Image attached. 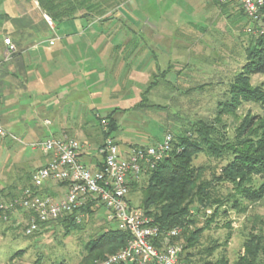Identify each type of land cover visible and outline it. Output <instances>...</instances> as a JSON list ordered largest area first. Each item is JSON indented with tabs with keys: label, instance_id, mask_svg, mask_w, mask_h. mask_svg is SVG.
I'll list each match as a JSON object with an SVG mask.
<instances>
[{
	"label": "rangeland",
	"instance_id": "1",
	"mask_svg": "<svg viewBox=\"0 0 264 264\" xmlns=\"http://www.w3.org/2000/svg\"><path fill=\"white\" fill-rule=\"evenodd\" d=\"M68 1L75 3L80 0ZM21 2L23 9L24 7L33 8L34 11L41 12L37 0ZM12 3L13 0H7L5 6H11ZM0 8L2 9L3 6ZM241 11L237 4L224 9L217 6L213 0H131L123 2L108 14L110 17L112 14L116 16L113 20L102 18L101 22L107 23L103 28L113 31V43L119 45V49L116 50L120 52L121 49L126 51L134 46L123 43L122 32H126L131 40L132 34L128 28L137 27L133 23L127 25L128 20H134L137 23L144 20L143 27L150 30L157 26V30L163 32H161L163 35L157 37V44L162 45V49L157 46V56L160 54L158 62L162 65L167 61L164 58L165 51H172L168 55H172L173 60L167 61V66L158 69L156 75L151 76L153 71L147 68L145 81L140 82L138 88L145 92L156 78L157 84L146 93L148 99H145L146 104L142 111L137 108L127 112L128 108H124L133 104L134 100L138 101V94H141L139 89H136L135 82L127 81L130 79L128 75L125 76L124 73L122 78L114 74V77H107L108 89L103 84L99 85V80L97 81L96 88L98 90L105 88L107 93L103 99H99L97 113L91 117L95 126L94 131H96L92 149L99 151L100 146L95 141L99 139L101 129L104 132L109 130V124L108 130H105L102 125L100 127L98 118H107L108 113L115 109V118L119 125L115 133L117 140L136 143V145H141L140 141L145 137L150 139V143L160 141L167 133L174 137L177 131L189 129L190 124L198 119L216 125L220 121L226 128L222 126L223 131L233 136L245 116L262 115L264 109L252 102L240 106L235 115L219 114L218 101L226 98L230 83L242 69L246 60L245 48L251 39V35L245 28L246 20ZM126 12H132L131 17L128 14L124 15ZM165 33L173 34L171 36L173 38H168ZM7 36L11 38L6 34L3 38ZM151 38V33L146 35L147 41ZM145 42L143 41L140 47L141 49L143 47L145 54L152 58L151 52L154 48L147 43L145 45ZM116 50L114 49V54L120 53ZM124 79L125 83L122 84L126 88L122 90L120 85ZM116 80L119 81L117 84L113 82ZM263 81V75L252 74L253 86L260 85ZM27 101L20 95L10 107L9 101H4L5 105H0V120L3 127L17 137V139L0 137V141L11 139L17 141L15 148L18 147L19 150L24 149L27 152L31 149V151L44 153L40 149L31 147L28 144L29 138L21 140V137L11 132L19 122L18 120L23 121L27 117L31 123H33L32 119H35V126L45 129L41 115H20L22 111L27 112L29 106L26 105ZM29 102L32 103V101ZM44 132L51 133L46 130ZM58 134L53 132L49 137L60 136ZM67 137L73 138L72 135ZM83 139H85L84 136ZM1 154L2 151L0 157ZM9 160L0 159V190L7 189L11 193L10 196L0 199V264H85V259L90 253L89 246L93 240L111 228L106 219L108 214L106 206L98 201L92 206V212H79L71 220H57L47 227H42L43 224H41L40 229L34 234L26 235L25 228L30 215L29 211L22 207L21 202L25 189L30 187L28 184L30 178L27 174L28 178L22 177L21 171L16 172L13 169V163ZM221 164L206 152L197 154L193 160V165L200 168L202 179L205 181L214 180V176L222 173ZM17 165H20L17 169L25 170L20 168L25 164ZM257 180L260 183L264 178H257ZM138 182L137 186L130 189L129 198L134 205H139L141 202L143 188L147 186L146 175L142 176ZM50 184L56 192L53 196L64 193L65 186L62 182H50ZM216 191L225 195L227 191L233 192L234 189L232 184H226L218 185ZM240 207L238 209L223 204L219 211L217 205L202 207L195 211L192 217L197 220L198 226L207 228L194 248L187 249H183L185 239H180L182 235L180 228L179 235L173 241L181 245L183 257L187 253H197L208 246L217 244L215 253L212 256L205 255L203 261H215L224 257L231 264H235L239 256L244 254V242L249 233L253 231L264 234V198L257 202L243 200ZM241 209L244 210L241 211ZM216 211L218 213L215 217L213 215ZM97 260L99 259L95 261Z\"/></svg>",
	"mask_w": 264,
	"mask_h": 264
},
{
	"label": "trees",
	"instance_id": "2",
	"mask_svg": "<svg viewBox=\"0 0 264 264\" xmlns=\"http://www.w3.org/2000/svg\"><path fill=\"white\" fill-rule=\"evenodd\" d=\"M6 1L0 0V7L3 6L2 9L0 8V60L3 59L7 48L4 42L6 37L3 38L5 34L11 36L16 51L9 60L2 61L0 66L13 60L12 62L16 63L15 68L24 73L23 59L19 56V51L22 43L34 36L30 34L29 30L36 34L43 31L50 34L52 29H56L65 18H73L78 14H84V16L92 14L97 18L109 20L112 18V16L107 17L110 12H113L123 2L131 0H90V2L80 0L75 3L67 2V0H37L41 13L51 18L54 28L44 17L37 21L28 15L27 12L34 10L25 7L23 9L22 0H13L15 10L23 12L20 17L13 16L11 7L5 6ZM213 1L224 9L237 4ZM241 10L246 20L245 28L247 29L251 25V20L242 8ZM247 33L251 35V39L245 48L246 60L242 69L230 83L226 91V98L218 101L219 114L222 115H235L238 108L247 102L255 103L264 109V81L256 86L251 84L252 74H261L264 77V34ZM155 84H157V78L143 93L135 109L143 110L146 104L145 99H148L146 93ZM115 110L106 116L109 130L104 132L101 129L103 141L107 136H113L118 130ZM98 120L101 127V119L98 118ZM217 123L216 125L198 119L190 124L189 129L177 131L172 140L171 150L153 169L145 174L147 186L143 188V197L139 205H134L129 196L131 187L137 186L141 178L129 180V202L143 209L144 213L151 218L152 224L159 227L162 232L175 227L181 228L180 239H185L183 249L194 248L207 228L198 226L197 220L192 217L199 208L217 205L219 211L221 205L228 204L233 208L240 209L243 200L257 202L264 198V180L260 183L257 180V178H264V113L245 116L233 136L223 131L225 127L220 121ZM201 152L208 153L222 163V173L214 176V180H203L200 168L193 165L194 157ZM31 180L32 176L28 183L30 186H32ZM62 184L65 186L67 183L62 182ZM226 184H232L234 191H227L225 195L216 191L218 185L225 186ZM40 191L56 195L54 188L48 186L41 188ZM10 194L7 189H1L0 199L8 197ZM98 201H89L73 212L62 214L56 219L43 223L42 227H47L57 220H71L79 212H92V206ZM101 204L104 206L103 203ZM218 211L213 216L216 217ZM107 221L111 228L93 240L89 246L90 253L85 259V264H89V261L90 264H93L96 259H103L119 251L129 241L130 234L127 231L120 229L112 221L108 219ZM217 248L218 246L215 244L197 253H187L184 257L181 252L180 259L184 264H231L224 257L215 261H203L205 255L212 256ZM244 249V254L239 256L235 264H264L263 233L250 232L244 242ZM108 252L110 254H107ZM196 254L201 256L198 257Z\"/></svg>",
	"mask_w": 264,
	"mask_h": 264
},
{
	"label": "crops",
	"instance_id": "3",
	"mask_svg": "<svg viewBox=\"0 0 264 264\" xmlns=\"http://www.w3.org/2000/svg\"><path fill=\"white\" fill-rule=\"evenodd\" d=\"M214 3L216 4V2ZM10 7L13 16L20 17L23 14V12L15 10L13 3ZM130 13L126 12L124 15L130 16ZM27 14L37 21L42 17L46 19L45 14L38 11H29ZM111 16L112 18L109 20L116 18L114 14ZM101 20L103 19L94 17L92 14L88 16L78 14L73 18H65L56 29H52L50 34L44 31L36 34L29 30L30 34L34 36L22 43L19 51V56L23 59L24 73L15 68L16 63H13V60L0 66V105H5L4 101H9L8 106L10 107L13 101L18 100L19 96L22 95L26 101L28 99L26 105L29 106L27 112L23 113L22 111L20 115H41L45 123V129H43L34 125L35 119H32L33 123H31L27 117L23 121L18 120L19 122L11 132L21 137V140L29 138L30 143L47 138L53 132L60 135H53L54 137L72 135L82 144L80 149L82 161L93 170L100 166L101 158L99 153L92 149L96 131H94L95 126L91 117L97 113L96 108L99 99H103L107 93L105 90L109 87L107 77H114V74L122 78L125 73L124 75H128L130 78L127 81L135 82L137 84L136 89H139V83L145 81L148 67L153 71L151 76L156 75L158 69L167 66V61L173 60V56L168 55L172 51H165L167 54H164V58L167 61L162 65L158 62L160 54L157 56V46L162 49V45L157 44V37L163 35V32L157 30V26L150 30L143 27L144 20L139 23L128 20L127 25L133 23L137 27L128 28L132 34L131 40H129L130 37L126 32H122L123 43L137 46L126 51L121 49L120 52V50H116L119 49V45L113 43V31L104 29L103 26L107 23L106 21L101 22ZM149 33H151L152 38L147 41L146 35ZM165 36L170 38L173 34L165 33ZM134 37L137 38L134 40ZM54 38H56L55 42L51 44L50 41ZM143 41L145 45L147 43L153 46L152 58L145 54V51L142 50L143 47L141 49L140 45H143ZM114 49L120 53L115 52L116 54H114ZM98 80L99 85H104V89L98 90L96 88ZM113 82L117 84L119 81ZM122 83H125V79L124 82H121V87L119 86L123 90L126 87ZM138 91L141 93L138 94V101L133 99V104L124 107L128 108L127 112L135 109L140 102L144 90L139 89ZM127 104L129 103L127 102ZM44 130L51 133L46 134ZM114 138L122 148L136 145V143L117 140V134L114 135ZM149 141L150 139L145 137L140 141V144H152ZM29 142L28 144H30ZM95 143L99 146L103 143L102 133ZM16 144L17 141L11 139L1 140L2 156L0 159H10L9 161L13 163V169L16 172L21 171L22 177L28 178L29 176L31 178L33 172L46 165L51 158L50 155L40 151L19 150L18 147L15 148ZM18 163L25 164V166L20 167L25 168L24 171L17 169L20 166L17 165Z\"/></svg>",
	"mask_w": 264,
	"mask_h": 264
},
{
	"label": "built area",
	"instance_id": "4",
	"mask_svg": "<svg viewBox=\"0 0 264 264\" xmlns=\"http://www.w3.org/2000/svg\"><path fill=\"white\" fill-rule=\"evenodd\" d=\"M221 3L235 2L251 20L249 33L264 34V0H218ZM53 27L51 18L45 15ZM55 39L50 41L54 44ZM2 61L9 60L16 51L10 37ZM101 125L108 130V119ZM0 137H12L0 120ZM173 135L167 133L152 144L130 145L122 148L113 136H107L99 147L100 166L93 170L80 157L81 142L76 138L48 137L33 141L30 146L51 156L48 163L32 174V186L24 191L21 205L29 211L30 219L26 235L40 229V225L73 212L89 201L99 200L106 206V218L130 234L127 244L119 251L93 264H184L180 259L182 247L173 241L180 228L162 232L152 224L138 206L129 202V180L140 179L153 169L172 148ZM50 182H66L64 193L59 196L42 193L43 187H53Z\"/></svg>",
	"mask_w": 264,
	"mask_h": 264
}]
</instances>
